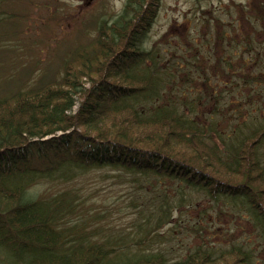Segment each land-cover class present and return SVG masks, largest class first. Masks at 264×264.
Instances as JSON below:
<instances>
[{
  "label": "trees",
  "instance_id": "obj_1",
  "mask_svg": "<svg viewBox=\"0 0 264 264\" xmlns=\"http://www.w3.org/2000/svg\"><path fill=\"white\" fill-rule=\"evenodd\" d=\"M159 3L127 0L63 77L0 98V264H169L176 227L198 240L178 237L183 264H253L250 233L236 232L264 238V14L263 41L228 39L214 15L197 39L148 49ZM93 172L131 183L134 231L104 232L109 212L84 198ZM44 181L58 188L34 191Z\"/></svg>",
  "mask_w": 264,
  "mask_h": 264
},
{
  "label": "rangeland",
  "instance_id": "obj_2",
  "mask_svg": "<svg viewBox=\"0 0 264 264\" xmlns=\"http://www.w3.org/2000/svg\"><path fill=\"white\" fill-rule=\"evenodd\" d=\"M126 1L0 0V98L7 97L20 89L33 87L42 79L41 77L45 79L63 77L65 61L73 56L78 47L98 38L99 23L103 20L109 22L114 20L123 10ZM150 9H155L153 2L150 4ZM263 14L264 0H160L144 40L148 49L163 35L167 37L164 42L159 43L161 47H165L166 41L171 42L172 45L186 43L193 35L195 39L200 35V22L207 23L205 18L218 15L222 28L220 33L226 31L228 26L230 28H228V39L232 30L240 28L244 33L255 31V41H263V33L257 31L255 25L258 16ZM198 45V40L193 46L188 45L187 58L194 56ZM79 62H85L88 66L95 65L82 57L75 58L70 65L73 67ZM96 67L97 65L93 70H96ZM80 107V103L74 107L76 113H79ZM99 176L100 173L93 172L83 181L89 182L90 189L84 196L88 201L86 206L95 211L107 209L106 212H109L110 217L101 223L105 226L106 234L109 232L128 234L134 231L133 219L139 209L128 208V203L135 189L129 182L102 180L98 178ZM55 187L58 188L57 185L44 181L36 184L34 191L51 195L56 190L50 191V188L54 190ZM218 210L214 209L216 214ZM189 214L199 217L200 210L191 211ZM221 224L226 228H232L231 225L237 223L225 219ZM214 227L221 231L218 224L213 226V229ZM169 229L170 227L165 225L162 227V232L166 233ZM177 229L176 227L170 232L176 239L166 243L175 250V254L170 255L173 257L169 259V264H183L181 261L184 258L180 255L185 250L176 249L178 237H185V243L194 244L198 241L192 238L189 232L184 230L179 232ZM257 231L250 224L245 233L238 231L236 236L246 238V233L247 236L250 233L253 243L250 247L255 249L252 263L264 264V244L259 245L258 237L263 241L264 238ZM188 236L190 237L187 238ZM178 240L181 242V238ZM230 264L241 263L233 261Z\"/></svg>",
  "mask_w": 264,
  "mask_h": 264
}]
</instances>
